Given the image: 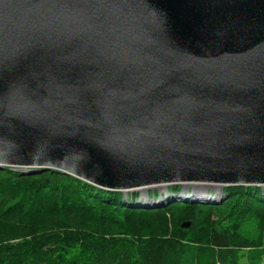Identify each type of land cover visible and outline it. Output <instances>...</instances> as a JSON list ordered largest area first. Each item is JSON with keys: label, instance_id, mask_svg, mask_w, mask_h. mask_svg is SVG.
I'll use <instances>...</instances> for the list:
<instances>
[{"label": "water", "instance_id": "1", "mask_svg": "<svg viewBox=\"0 0 264 264\" xmlns=\"http://www.w3.org/2000/svg\"><path fill=\"white\" fill-rule=\"evenodd\" d=\"M5 167L185 188L142 209L264 191V0H0Z\"/></svg>", "mask_w": 264, "mask_h": 264}, {"label": "trees", "instance_id": "2", "mask_svg": "<svg viewBox=\"0 0 264 264\" xmlns=\"http://www.w3.org/2000/svg\"><path fill=\"white\" fill-rule=\"evenodd\" d=\"M224 194L217 205L133 208L137 194L124 198L53 169L5 167L0 264H262L264 191L229 186Z\"/></svg>", "mask_w": 264, "mask_h": 264}, {"label": "rangeland", "instance_id": "3", "mask_svg": "<svg viewBox=\"0 0 264 264\" xmlns=\"http://www.w3.org/2000/svg\"><path fill=\"white\" fill-rule=\"evenodd\" d=\"M8 168H10V169H12V170H15V171H19V172H23L24 170H26V169H24V168H17V167H8ZM49 170V169H48ZM53 170H55V169H53ZM47 171V170H46ZM58 171V170H57ZM221 186H223L222 188H221V191L219 192L220 194V196H218V197H216V198H219L218 200L219 201H222V200H224V198H225V189L227 188V187H229V186H224V185H221ZM176 188V190H175V188ZM182 187H183V185H182ZM181 187V185H173L172 184V186H170V185H168V186H166V187H154V188H152V190L151 191H153V194H152V192L149 190H146L147 191V196H148V198H149V200H151V199H160L159 197H161V198H164L166 195H168L169 193H171V194H175L177 191L179 192V191H182V188ZM253 187H255V186H253ZM174 188V190H171V189H173ZM181 188V189H180ZM197 189H199V187H196ZM260 188V187H259ZM149 189V188H148ZM213 189V188H212ZM212 189H211V187L209 188V192H207L208 194V196H214V195H211V194H214L213 192H212ZM260 190H261V188H260ZM198 191V190H197ZM261 191H263V190H261ZM133 193V192H132ZM133 194H137V199L140 197V196H142L143 197V194L142 193H137V192H134ZM199 194V193H198ZM130 194L129 193H127V195H124L123 194V197L125 198V197H128ZM170 196V195H169ZM168 197V196H167ZM215 197V196H214ZM174 202H178V201H174ZM169 203H171V202H169ZM168 203V204H169ZM198 205H201V204H198ZM203 205V204H202ZM165 206V205H164ZM163 207V206H162ZM263 245H264V239H263ZM262 264H264V258H263V261H262Z\"/></svg>", "mask_w": 264, "mask_h": 264}, {"label": "bare ground", "instance_id": "4", "mask_svg": "<svg viewBox=\"0 0 264 264\" xmlns=\"http://www.w3.org/2000/svg\"><path fill=\"white\" fill-rule=\"evenodd\" d=\"M185 185L184 186H186V185H189V183L188 182H185L184 183ZM157 187H164V186H157ZM193 193H194V196H198L199 198H201V197H205L208 193L207 192H209V188L211 187V189H212V192L214 193V194H211V195H214L213 197L215 198V200H218L219 198H216V197H218V196H220L219 194V192L221 191V188H216V187H212L211 185H204V184H193ZM196 187H199V189H197ZM187 188H189V189H191V187H187ZM184 190H185V188H183ZM147 189H144V190H141V193L143 194V195H146L147 194V191H146ZM198 190V191H197ZM126 193H128V192H125V193H123L124 195H127ZM182 193H186L185 191L184 192H182ZM189 193V192H188ZM199 193V194H198ZM130 194V193H129ZM218 195V196H217ZM142 198H144V197H142ZM142 198H140V199H142ZM169 198V196L168 197H166V199H168ZM162 199H164V198H161V200Z\"/></svg>", "mask_w": 264, "mask_h": 264}]
</instances>
